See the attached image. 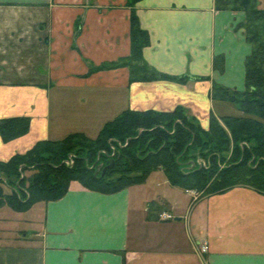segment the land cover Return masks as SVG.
Listing matches in <instances>:
<instances>
[{
  "label": "crops",
  "instance_id": "0c3cea01",
  "mask_svg": "<svg viewBox=\"0 0 264 264\" xmlns=\"http://www.w3.org/2000/svg\"><path fill=\"white\" fill-rule=\"evenodd\" d=\"M129 2L0 0V118L31 119L25 135L7 142L0 135V160L41 139L94 136L126 108L180 105L204 127L212 115L233 114L216 109L230 101L213 98L212 90L245 87L252 45L237 27L245 13L218 10L215 0H138L150 34L144 60L187 80H132L126 65L91 71L130 55ZM148 181L111 194L72 181L64 197L40 201V230L0 244V264H264L263 193L235 186L194 200L165 173ZM162 211L175 218L161 219Z\"/></svg>",
  "mask_w": 264,
  "mask_h": 264
},
{
  "label": "trees",
  "instance_id": "16d2710c",
  "mask_svg": "<svg viewBox=\"0 0 264 264\" xmlns=\"http://www.w3.org/2000/svg\"><path fill=\"white\" fill-rule=\"evenodd\" d=\"M137 1L129 2L130 55L91 71L126 65L132 80L186 81L187 76L159 72L144 60L143 49L150 43V34L140 24ZM253 1L215 0L218 10L246 13L238 26L244 28L246 40L252 45L245 60V87L217 85L214 94L237 103L242 115H212L205 129L180 105L169 111L126 108L107 120L94 136L75 131L60 139L38 140L25 152L0 161V183L6 179L11 185L10 192L0 190V208L7 204L25 211L37 202L58 200L66 195L72 181L111 194L145 182L158 169L164 171L171 184L197 191L198 198L235 186L264 194V8ZM222 62V58H215L214 66L222 68ZM30 125L27 115L2 117L0 135L7 142L25 135ZM230 136L239 153L226 159L220 152L225 149L222 139ZM203 141L211 144L213 151L204 154L205 165L192 167L191 150ZM22 171L31 172L23 175Z\"/></svg>",
  "mask_w": 264,
  "mask_h": 264
},
{
  "label": "rangeland",
  "instance_id": "374dc122",
  "mask_svg": "<svg viewBox=\"0 0 264 264\" xmlns=\"http://www.w3.org/2000/svg\"><path fill=\"white\" fill-rule=\"evenodd\" d=\"M253 2L255 3L257 7L264 8V0H254ZM239 11H243V10H239ZM243 12L245 13V11ZM245 16H246V13H245ZM244 20L238 23L237 27L241 23H243ZM241 28L244 31V28L243 27ZM216 86L217 84L213 85L212 96L213 98L220 99L219 97L214 96ZM231 89H234V88H231ZM81 92H82L81 90L77 92L79 93L77 95V99L81 98L80 96ZM221 100H224V99H221ZM218 105H222V104H218ZM216 109L218 111L233 112V115L243 114L242 111L239 109V105L232 101H230L229 103H226V105L224 106L223 105L221 107L219 106ZM204 128L208 129L209 125ZM222 140L224 141L223 147L225 149L221 150L220 152L225 156L226 159L227 158L229 159L230 156L234 154V152H236L235 156L237 153H239L238 150L235 151L234 149L235 141L233 140V138H231V136L228 140H224V139ZM211 151H213L211 144H206L204 143V141L198 147L193 148L191 150L192 153H191V158H190L193 161L192 167H194L196 164L201 165V166L205 165L207 161L204 157V154H207V152H211ZM30 172L31 171H22V174L23 175L29 174ZM163 178H164V171L162 169H158L154 171L152 174H150L146 180H149L147 182L148 184H154L153 183L154 181H160ZM10 186L11 185H9L6 182V179H3L2 182L0 183V190L3 191L4 193L10 192L11 191ZM44 214H45V205L43 204V202H37L30 209L25 210V211L14 210L7 204L2 206L0 208V244H6V243H11V242L19 243L20 239L17 237L20 234L31 233V232L33 233L34 231L40 230L42 228V221L44 219Z\"/></svg>",
  "mask_w": 264,
  "mask_h": 264
},
{
  "label": "built area",
  "instance_id": "2783aa9c",
  "mask_svg": "<svg viewBox=\"0 0 264 264\" xmlns=\"http://www.w3.org/2000/svg\"><path fill=\"white\" fill-rule=\"evenodd\" d=\"M191 192V194L193 195L194 197V200L195 198H198V195L199 193L195 190H188ZM160 218L163 219V220H169V219H174L175 218V215L170 213V212H167V211H162L160 213ZM210 249V245L208 242L204 241L200 244V251L205 253L207 252L208 250Z\"/></svg>",
  "mask_w": 264,
  "mask_h": 264
}]
</instances>
